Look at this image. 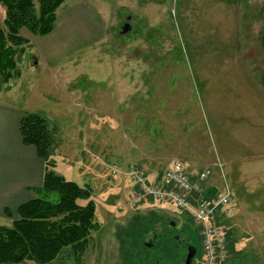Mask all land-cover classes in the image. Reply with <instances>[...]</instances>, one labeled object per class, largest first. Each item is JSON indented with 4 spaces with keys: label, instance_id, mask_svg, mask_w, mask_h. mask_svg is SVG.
<instances>
[{
    "label": "rangeland",
    "instance_id": "obj_1",
    "mask_svg": "<svg viewBox=\"0 0 264 264\" xmlns=\"http://www.w3.org/2000/svg\"><path fill=\"white\" fill-rule=\"evenodd\" d=\"M77 8L94 13V30L102 25L97 42L51 66L55 52L39 48L50 38L22 29L29 43L20 74L0 79V92L14 94L3 99L48 119L57 173L92 190L100 230L79 261L67 249L51 264H140L142 242L155 234L166 264H185L187 244L198 251L193 264H203L190 212L130 203L131 167L154 182L175 162L195 175L222 165L209 185L232 190L218 214L229 241L223 264H264V0H66L58 13ZM128 16L132 31L121 34ZM5 17L0 4L1 23ZM90 25L70 24L63 51L86 45ZM148 222L130 249L120 232Z\"/></svg>",
    "mask_w": 264,
    "mask_h": 264
},
{
    "label": "trees",
    "instance_id": "obj_2",
    "mask_svg": "<svg viewBox=\"0 0 264 264\" xmlns=\"http://www.w3.org/2000/svg\"><path fill=\"white\" fill-rule=\"evenodd\" d=\"M65 1L0 0L6 10V17L3 23L0 22L2 81L7 83L20 74L17 59L24 51V45L29 43V40L22 36V29H27L36 36L50 34L55 29L58 10ZM20 132L24 144L34 146L38 156L44 160L45 174L42 186L33 189V200L20 205L16 214L9 209L5 210L6 217H17L13 219L11 226L0 225V264H51L67 249H71L79 261L88 246L92 232L100 230L96 221V205L91 198L92 190L89 186L67 180L55 170V140L46 117L32 112L23 113ZM162 176L163 173H160L157 180ZM215 192L216 188L210 190V193ZM146 200L155 201L147 197L138 204ZM191 219L194 222L193 218ZM223 223L226 224L223 219L217 220L220 226ZM151 224L148 222L142 231L134 233L127 228L125 241L130 249H134L139 243L136 234H144L147 226ZM197 238L201 239V236L198 234ZM145 240L140 249V264H166L170 260L168 249L162 245L158 235L155 234L151 239L153 248L147 247ZM200 241L202 246V239ZM158 245L163 246L161 251L158 250ZM153 250L154 259L149 257Z\"/></svg>",
    "mask_w": 264,
    "mask_h": 264
},
{
    "label": "crops",
    "instance_id": "obj_3",
    "mask_svg": "<svg viewBox=\"0 0 264 264\" xmlns=\"http://www.w3.org/2000/svg\"><path fill=\"white\" fill-rule=\"evenodd\" d=\"M93 17H95L94 13L89 8L85 10L78 8L68 9L64 13L57 14L55 29L45 36H48L51 41L39 47L41 50L47 49V52L48 50H50L49 52H55L56 56L61 55L58 59L55 56L52 61L46 59L51 66H56L62 61L66 62L70 58L75 57L82 48L93 45L94 42H97L103 36L101 34L102 25H100L99 29L94 30L97 20L93 19ZM89 21L93 31L91 39L86 42V45H81L71 52L63 51L66 45L63 44L60 37L69 25L73 24L80 27L82 24L87 25ZM91 27L88 26V28ZM41 54H44L43 51ZM42 56L44 58V55ZM8 94L14 95L11 92H0V218L6 217V209L16 214L20 205L33 200L35 198L33 189L42 186L45 174L44 160L38 156L34 146L24 144L20 132L21 116L23 113L30 112L29 108L25 103L22 105L18 104V102H7L6 99L8 97L6 99L3 98ZM147 203L148 201H144L141 205L145 206ZM153 212L158 213L156 211ZM141 218L136 217L134 219ZM134 219L132 218V220ZM126 224L129 223L127 222ZM120 233L126 239L125 233ZM145 245L151 247L150 244L146 243Z\"/></svg>",
    "mask_w": 264,
    "mask_h": 264
},
{
    "label": "built area",
    "instance_id": "obj_4",
    "mask_svg": "<svg viewBox=\"0 0 264 264\" xmlns=\"http://www.w3.org/2000/svg\"><path fill=\"white\" fill-rule=\"evenodd\" d=\"M132 168L129 176L136 188L130 198L132 207L144 198L151 197L155 201L168 202L182 211L190 212L202 239V263H225L229 253L226 232L216 224L215 216L230 204L232 190L225 188L224 192L210 193L208 187L214 168L221 169L222 165L215 163L212 167H205L197 177H193L182 162H175L160 180L154 182L145 177L141 168ZM120 209L123 210V207Z\"/></svg>",
    "mask_w": 264,
    "mask_h": 264
},
{
    "label": "water",
    "instance_id": "obj_5",
    "mask_svg": "<svg viewBox=\"0 0 264 264\" xmlns=\"http://www.w3.org/2000/svg\"><path fill=\"white\" fill-rule=\"evenodd\" d=\"M131 30H132V26H131V24L128 22V23H126V24L124 25V27H123V34H127V33H129V32H131ZM173 224H174V223H173ZM150 246H151V244H150ZM196 254H197V249H196V247H194V246H190V247H189V250H188V255H187V259H186L185 264H192V262H193V260H194V258H195V256H196Z\"/></svg>",
    "mask_w": 264,
    "mask_h": 264
},
{
    "label": "flooded vegetation",
    "instance_id": "obj_6",
    "mask_svg": "<svg viewBox=\"0 0 264 264\" xmlns=\"http://www.w3.org/2000/svg\"><path fill=\"white\" fill-rule=\"evenodd\" d=\"M131 19H132V17H131V16H128V19H127L128 21H127L126 23L129 22V23L131 24ZM126 23H125V24H126ZM125 24H124V25H125ZM131 26H132V25H131ZM123 27H124V26H122L121 34H123ZM131 31H132V30H131ZM173 225H174V224H173ZM174 226H175V225H174ZM147 244H151V246L153 245L151 242H149V243H147ZM190 246H191L190 244H187V254H186V256L188 255V250H189V247H190Z\"/></svg>",
    "mask_w": 264,
    "mask_h": 264
}]
</instances>
